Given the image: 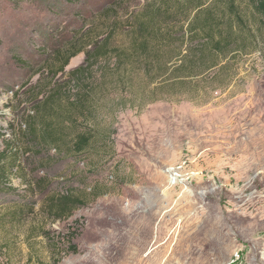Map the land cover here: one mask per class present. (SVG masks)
<instances>
[{
  "label": "rangeland",
  "instance_id": "1",
  "mask_svg": "<svg viewBox=\"0 0 264 264\" xmlns=\"http://www.w3.org/2000/svg\"><path fill=\"white\" fill-rule=\"evenodd\" d=\"M47 1L0 0V149L35 116L42 88L63 81L43 69L60 30L112 18H98L102 5L89 0L55 17ZM156 2L124 0L113 22ZM225 56L190 76L174 60L157 81L136 65L114 70L111 60L93 69L106 91L94 85L91 114L65 122L67 142L84 126L94 132L82 154L67 144L57 156L51 144L41 154L26 139L16 145L27 178L49 185L33 191L12 179L24 211L10 220L19 205H0V264H228L236 251L240 264H264V45ZM84 63L78 53L65 74ZM54 107L70 111L64 101ZM65 190L86 204L52 222L42 201Z\"/></svg>",
  "mask_w": 264,
  "mask_h": 264
},
{
  "label": "trees",
  "instance_id": "2",
  "mask_svg": "<svg viewBox=\"0 0 264 264\" xmlns=\"http://www.w3.org/2000/svg\"><path fill=\"white\" fill-rule=\"evenodd\" d=\"M122 1L124 0H89L93 8L102 5L98 18L112 16L110 21L104 25L91 23L76 28L73 32H67L69 35H62L63 28L58 34L63 39L57 38L51 49L44 54L46 60L51 58L49 65L43 66L46 74L54 77L61 74L64 77L63 81L55 80L52 85L42 88V96L39 99L37 97L34 104L33 111L36 114L29 118L33 123L30 121L25 124L26 129L17 133V142L8 139L3 141L0 149V205H19L10 220L21 217L19 213L24 210L20 204L25 202L21 191L12 185L13 178H18L21 185L31 187L33 191L40 188L43 192L49 185L41 179H28L24 174L18 158L20 147L16 146L19 141L26 139L37 154L46 151L47 145L51 144L57 156L65 151L61 147L63 144H67V151L80 155L93 140L94 132L86 126L77 130L73 139L70 138L68 142L65 139V122L76 123L72 113L80 116L91 114L89 107H94L96 95L94 85L106 91L103 81L94 82V78L90 79L93 69H107L106 61L111 60L114 70L121 71L136 65L151 77V81H157L172 73L170 64L174 60L178 61L179 68L188 71L186 76H190V71L197 68L211 69L220 65L218 56L225 58L227 54L232 57L236 53H245L248 47H259L260 41L264 45V0H242L247 9L240 8L237 0H158L134 18L129 16L124 22L114 23L113 20L117 17L116 5ZM46 4L50 15L57 17L64 11L63 8L69 12L71 6L74 9V6L76 8L82 3L78 0H52ZM114 33L124 36V40H113ZM48 37L51 35L44 34L43 41L48 42ZM78 53L84 54L85 63L65 74V67ZM107 81L105 85L109 82ZM61 101L66 102L70 111L64 112L58 110L59 107H54L61 106ZM50 115L55 120H50ZM37 120L39 130L36 129ZM0 136L3 137V134ZM85 204L83 194L65 190L47 194L41 208L55 222L69 218ZM62 239L57 240V245ZM59 261L58 259L53 264H58Z\"/></svg>",
  "mask_w": 264,
  "mask_h": 264
},
{
  "label": "built area",
  "instance_id": "3",
  "mask_svg": "<svg viewBox=\"0 0 264 264\" xmlns=\"http://www.w3.org/2000/svg\"><path fill=\"white\" fill-rule=\"evenodd\" d=\"M241 259L242 258H241L240 252L236 251L233 254L232 259H231V261L228 264H240Z\"/></svg>",
  "mask_w": 264,
  "mask_h": 264
}]
</instances>
